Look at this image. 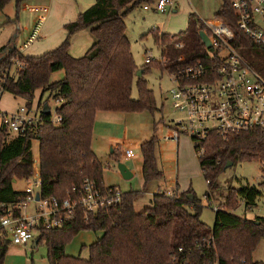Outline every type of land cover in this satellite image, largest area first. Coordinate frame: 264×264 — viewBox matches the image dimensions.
Returning a JSON list of instances; mask_svg holds the SVG:
<instances>
[{
    "label": "trees",
    "instance_id": "obj_1",
    "mask_svg": "<svg viewBox=\"0 0 264 264\" xmlns=\"http://www.w3.org/2000/svg\"><path fill=\"white\" fill-rule=\"evenodd\" d=\"M11 1L0 0V11ZM23 1L16 0L18 5ZM153 2L95 0L76 21L66 25L68 38L54 50L39 56H26L17 48L4 46L0 49L3 94L9 92L31 102L36 92L41 91L39 99L48 94V98L61 102L56 115L62 119L54 123L52 114L42 112L36 133L30 131L13 138L8 133L0 134V203L17 204L26 196L25 192L14 190L13 184L16 180L29 179L34 173V141L39 143L43 198L76 200L86 179L101 190L115 188L104 185V167L92 149L96 115L100 111L148 110L153 114L159 111L153 91L144 78L153 64H145L143 69L137 67L125 22L136 6ZM215 17L232 27L236 35L232 43L249 63L254 54L264 53L263 46L254 43L237 28V18L228 0H222ZM84 29H90L95 42L84 56L73 57L69 52L70 37ZM202 31L208 32L203 21L191 14L186 31L171 35L155 29L153 34L158 44L169 45L171 58L184 55L186 64L208 57L200 36ZM177 42H183L184 48L175 49ZM14 59L24 62L26 67L6 76ZM155 65L164 70L161 65ZM62 70L65 71L64 78L52 81V74ZM140 70L143 75L139 77ZM136 77L137 99L132 96ZM157 143L158 138L154 136L141 145L145 185L163 177L157 163ZM204 146L206 152L199 157V165L208 185L206 195L209 200L212 191L219 188L218 179L228 163L258 161L264 175L263 130L226 138L213 134ZM112 156L120 162L119 149ZM263 187L264 181L259 186L232 187L226 202L218 207L212 227L202 221V206L192 189L173 197L157 193L150 205L141 211H137L135 205L144 191L131 190L123 193L119 204L90 213L88 219L79 206L74 217L61 227L40 226L36 245L42 242L47 245L49 264H264L253 258L264 240V217L249 219L232 213L240 199L248 207L257 206L264 196ZM19 213L17 210L16 214ZM83 231L102 232L89 246V257L66 254V246ZM10 244L7 237L0 234V264H4Z\"/></svg>",
    "mask_w": 264,
    "mask_h": 264
},
{
    "label": "rangeland",
    "instance_id": "obj_2",
    "mask_svg": "<svg viewBox=\"0 0 264 264\" xmlns=\"http://www.w3.org/2000/svg\"><path fill=\"white\" fill-rule=\"evenodd\" d=\"M174 1L175 7H169L166 13L156 12L154 7L150 11H145L143 6L151 5V3H145L136 6L126 16V34L138 68H144L148 55L153 57L160 55L159 46L153 34L155 29L161 33L178 35L187 30L191 14H195L201 20L206 21L215 16L222 3V0ZM94 3L95 0H25L18 5L16 0H12L3 11H0V48L6 45L8 49H13V43H8L16 37L18 48L26 44L25 49L22 50L26 56H38V54L42 55L52 51L68 38L66 25L76 21L79 15ZM9 17L12 24L5 23ZM91 38L95 42V37L90 29H84L73 34L70 37V54L78 58L85 55L87 49L93 44ZM250 62L264 77V53L254 54ZM150 67L144 78L148 82V87L153 91L159 111L154 114L148 110L129 112L134 114L131 116L134 117V121L126 124L124 138L119 141V147L114 149V151L118 149L120 151V162L130 169V166L133 165L136 174L129 180L121 178L118 162L114 158H110L112 149L103 148L102 151H98L104 167L103 175H105L108 183L118 184L116 187H119L123 193L131 190L144 191L142 197L136 202L137 211H141L144 206L150 205L158 185L169 190L176 189L178 185L180 191L192 189L202 206V221L212 227L215 223L216 206L226 202V197L232 187L240 188L264 181V175L261 172L262 164L258 161H246L228 166L218 179L219 188L212 191V199L209 200L206 195L209 191L208 185L200 170L199 157L196 155L191 139L186 135H182L179 141L162 139L163 135L168 132L165 125L178 119L180 115L173 108L169 98V90L172 88L169 75L155 64ZM63 78L64 75L60 71L51 76L52 81ZM40 95L41 91H37L32 103L34 105L41 103L40 105L44 107L45 99H48L47 104L51 107L52 115L55 116L56 108L61 105V102L56 101L53 97L48 98V94H45L41 100L39 99ZM132 96L136 99L139 98L137 77L134 79ZM25 103L27 100L6 92L1 96L0 109L10 112ZM155 124L157 125L155 126ZM154 136L158 138L156 146L157 163L159 169L164 173L165 182L154 180L145 185L142 175L143 155L140 145ZM96 141L97 139H95ZM128 148L135 151L137 155L135 158L125 159V151ZM33 154L34 174L30 179L17 180L14 184L17 191H25L27 187L34 185V175L39 170V143L37 141L33 143ZM108 163L111 164V168L108 167ZM245 205L242 204L239 208L237 206L236 214L243 216ZM37 206L36 203L30 201L22 209L23 216L32 214ZM255 214L264 216V196L260 198L258 206L253 211L247 212L248 217H253ZM101 235L102 232H80L66 246V254L88 258L89 246ZM37 236L38 232L35 233V237ZM35 241L36 238L26 245L10 244L4 264H49L47 245L42 242L40 245L34 246ZM262 247L263 244H260L255 251L256 260L260 258Z\"/></svg>",
    "mask_w": 264,
    "mask_h": 264
},
{
    "label": "built area",
    "instance_id": "obj_3",
    "mask_svg": "<svg viewBox=\"0 0 264 264\" xmlns=\"http://www.w3.org/2000/svg\"><path fill=\"white\" fill-rule=\"evenodd\" d=\"M228 1L237 18V28L254 43L264 47V0ZM174 6V0H155L153 3L159 13H166L169 7ZM144 8L149 10L150 5ZM203 23L211 44L210 47L204 44L208 51L205 60L184 64V55L171 58L169 45L160 43L159 57L148 55L145 61L146 65H161L169 75L172 82L169 98L180 115L165 125L168 132L162 139L179 141L182 135H186L193 142L198 157L205 155L204 143L213 134L226 138L256 129L264 131V77L234 47L232 42L236 35L225 20L214 16ZM174 47L183 49L184 43L177 42ZM13 61L6 76L26 67L20 60ZM2 95L3 89L0 86V100ZM42 110V106L34 105L32 101L10 112L0 109V134L8 133L13 138L30 131L36 133L42 120ZM52 120L59 123L62 119L55 115ZM125 156L133 158L135 151L128 148ZM34 179V185L23 191L26 196L19 203H0V234L5 235L11 244L26 245L36 238L35 233L40 226L52 229L61 227L74 217L79 206L84 209L88 219L90 213L117 205L122 200L123 192L120 188L101 190L89 179L84 181L81 195L76 200L43 198L39 170ZM38 192L39 200L36 199ZM164 193L171 197L176 195L173 191ZM30 201L38 206L32 214L23 216L22 209ZM17 210L19 214H16Z\"/></svg>",
    "mask_w": 264,
    "mask_h": 264
},
{
    "label": "crops",
    "instance_id": "obj_4",
    "mask_svg": "<svg viewBox=\"0 0 264 264\" xmlns=\"http://www.w3.org/2000/svg\"><path fill=\"white\" fill-rule=\"evenodd\" d=\"M155 1V0H154ZM154 3V2H153ZM153 3H151V5H150V9L149 10H146L145 8H144V6H143V9L145 10V11H150L151 9H152V7H153ZM222 4V3H221ZM221 6V5H220ZM175 7V6H174ZM174 7H172V8H174ZM220 8V7H219ZM155 10V9H154ZM156 11V10H155ZM218 11V10H217ZM157 12V11H156ZM6 24H12V20L10 19V17L8 18V20L5 22ZM19 29H20V26H19ZM39 32V31H38ZM37 32V33H38ZM91 43H93L94 44V41L92 40V38H91ZM10 43H13V47L14 48H17V50H19L21 53H22V50H24L25 49V47H26V44H23V46H21V48H18V46H17V38L16 37H14V38H12V40L11 41H9V43L8 44H10ZM92 44V45H93ZM6 46V45H5ZM2 47H4V46H2ZM1 47V48H2ZM92 46H90V48H91ZM0 48V49H1ZM90 48H88L87 50H89ZM38 56H39V54H38ZM84 56V55H83ZM78 58V57H77ZM60 73H62V75H64L65 76V71H60ZM58 81V80H57ZM131 116H134V114H130V113H124V112H117V111H100V112H98L97 113V115H96V120H95V125H94V132H93V141H92V149H93V151L95 152V154L97 155V157H98V159H99V161L101 162V164L103 165V163H102V161H101V158H100V156H99V154H98V151H102V149L104 148V149H106V150H109V148H111L112 149V152H111V156H110V158L112 159L113 157H112V153H114V149L117 147H119V141L122 139V138H124V128H125V126H126V124H128V123H130L131 121H134V117H131ZM158 124V123H157ZM157 124H155V126L157 125ZM95 139H97V141L95 142ZM146 141H148V140H146ZM146 141H144V142H146ZM144 142H142L141 143V145L144 143ZM114 145V146H113ZM141 145H140V147H141ZM95 146H96V148H95ZM114 147V148H113ZM137 155L135 154V156L133 157V158H135ZM133 158H126V156H125V159H127V160H129V159H133ZM39 161V160H38ZM108 167L109 168H111L112 166H111V164L110 163H108ZM131 167V169H130V171L132 172V174H133V177L135 176V174H136V170L133 168V165H131L130 166ZM201 170V169H200ZM202 172V171H201ZM119 174H120V176H121V178H123L122 177V175H121V173L119 172ZM132 177V178H133ZM131 178V179H132ZM124 179V178H123ZM126 180V179H125ZM127 180H129V179H127ZM165 180V176H164V173H163V177L159 180L158 179V181H161V182H163ZM17 181V180H16ZM15 181V182H16ZM15 182H14V184H15ZM165 182V181H164ZM262 181H260V182H258L257 184H254V185H257V186H259V184L261 183ZM14 184H13V187H14ZM104 185L106 186V187H111V186H118V184H110V183H108L107 181H106V179H105V175H104ZM148 185V184H147ZM179 185H178V187L176 188V189H171V190H169V189H166V188H163L161 185H158V189H157V192L155 193V194H157V193H164V192H168V191H175L174 193L175 194H182V193H184V192H187V191H180L179 190ZM119 188V187H118ZM14 190H16L15 189V187H14ZM262 190L264 191V187L262 188ZM17 191V190H16ZM155 194H153V197H154V195ZM260 200V199H259ZM258 200V201H259ZM151 202V201H150ZM239 203H240V205L238 206V208L242 205V204H245V202L243 201V200H239ZM220 206V205H219ZM219 206H216V207H219ZM257 206H258V202H257ZM257 206H253V207H248L247 205H245L244 206V214H243V216H241V217H246V218H249V219H254V218H256V217H264V216H260V215H258V214H255V216H253V217H248L247 216V212H251V211H253ZM144 207H146V206H144ZM237 208V209H238ZM143 209V208H142ZM237 209L236 210H232V213H234V214H236V211H237ZM236 215H238V214H236ZM238 216H240V215H238ZM35 243V242H34ZM260 244H263V247H262V251H261V254H260V258H259V260L260 261H263L264 262V240L260 243ZM260 244H259V246H260ZM259 246H258V248H259ZM257 250V249H256ZM255 250V251H256ZM255 253V252H254ZM255 255H256V253L255 254H253V258L256 260V258H255Z\"/></svg>",
    "mask_w": 264,
    "mask_h": 264
},
{
    "label": "water",
    "instance_id": "obj_5",
    "mask_svg": "<svg viewBox=\"0 0 264 264\" xmlns=\"http://www.w3.org/2000/svg\"><path fill=\"white\" fill-rule=\"evenodd\" d=\"M200 36H201V39H202V41L204 42V44H205L207 47H210L211 44H210V40H209V38H208V35H207L204 31H202V32L200 33ZM142 73H143V71L140 70V71H138L137 75L140 77V76L142 75ZM42 112H43V114H45V115H50V114H51V107L46 103V104L44 105V107H43ZM230 165H232V163H228L227 167L230 166ZM118 170H119V172L121 173L122 177H123L124 179H126V180H127V179H131V178L133 177V174H132V172L130 171V169H129L125 164H123V163H121V162H118ZM189 197H190L191 199H193L194 196H193V195H190ZM36 199H37V200L40 199V193H39V192H38L37 195H36ZM36 244H37V240L35 241L34 246H36Z\"/></svg>",
    "mask_w": 264,
    "mask_h": 264
}]
</instances>
